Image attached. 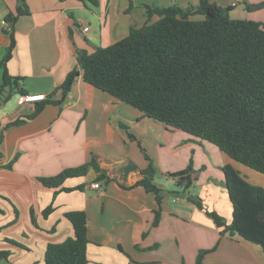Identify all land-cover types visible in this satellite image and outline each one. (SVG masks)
Here are the masks:
<instances>
[{
    "label": "crops",
    "instance_id": "1",
    "mask_svg": "<svg viewBox=\"0 0 264 264\" xmlns=\"http://www.w3.org/2000/svg\"><path fill=\"white\" fill-rule=\"evenodd\" d=\"M26 1L30 13L13 24L16 47L7 65L10 75L23 78L24 93L20 86L2 88L0 68V250L20 264H44L49 243L74 236L66 213L83 210L88 264H197L201 250H209L202 264H264L261 245L223 233L224 227L188 198H201L207 209L233 221L222 167L232 164L241 172L243 166L216 144L144 115L87 83L82 73L62 103H48L31 118L40 102L20 101L28 93H53V100L60 99L58 87L78 65L79 50L111 45L132 26L157 20L156 14L149 18V7L188 8L201 0ZM209 1L231 7L232 17L264 23V8H247L264 0ZM16 12L17 0H0V61L11 42L6 17ZM82 26L89 27L87 34ZM17 119L23 122L13 124ZM93 158L109 178L99 181V189L90 186L100 174L94 168L63 183L82 189L64 191L39 179ZM150 161L163 174L193 166L194 184L187 191L168 177L157 178L164 198L156 227L155 194L143 186L128 188L142 178ZM254 175L264 187V177ZM50 206L53 211L45 216Z\"/></svg>",
    "mask_w": 264,
    "mask_h": 264
},
{
    "label": "trees",
    "instance_id": "2",
    "mask_svg": "<svg viewBox=\"0 0 264 264\" xmlns=\"http://www.w3.org/2000/svg\"><path fill=\"white\" fill-rule=\"evenodd\" d=\"M257 11L264 2L249 4ZM231 7L209 0L196 6L177 5L148 8V16L158 15L141 27L132 26L128 35L108 46L92 51L79 50L78 65L58 87L62 97L53 100V93L39 101L31 118L48 103H62L76 79H83L139 109L144 115L167 126L182 129L216 144L234 160L264 174V23L247 18H235ZM30 13L26 0H17L16 14L6 20L11 42L0 68L4 70L2 88L19 89L23 78L8 71V62L16 47L14 25L18 17ZM21 93H24L20 86ZM56 93V92H55ZM17 119L13 124H20ZM148 159H150L147 156ZM94 168L98 181H108L98 161L68 167L54 176L40 177L52 188L64 191L83 186L63 187L72 177L88 174ZM229 197L233 204V221L205 207L201 198L188 196L213 218L223 233L238 234L264 249V187L248 182L232 164L222 167ZM193 166L163 174L150 161L142 178L134 185L143 186L155 194L159 207L155 210L153 227L161 219L164 189L157 178L172 179L176 186L189 190L194 184ZM50 206L44 210L48 216ZM74 228V236L63 242L49 243L44 264H88V218L83 210L66 213ZM209 250H201L197 264H202ZM9 251L0 250V261Z\"/></svg>",
    "mask_w": 264,
    "mask_h": 264
},
{
    "label": "rangeland",
    "instance_id": "3",
    "mask_svg": "<svg viewBox=\"0 0 264 264\" xmlns=\"http://www.w3.org/2000/svg\"><path fill=\"white\" fill-rule=\"evenodd\" d=\"M241 164V163H240ZM243 166V169L241 170V175L250 183L257 185V179L254 174H257L259 176L264 177V174L256 171L246 165L241 164ZM248 170V171H246ZM252 172V173H251ZM0 264H20V262L17 259H11V255H9L7 258H4L0 261Z\"/></svg>",
    "mask_w": 264,
    "mask_h": 264
},
{
    "label": "built area",
    "instance_id": "4",
    "mask_svg": "<svg viewBox=\"0 0 264 264\" xmlns=\"http://www.w3.org/2000/svg\"><path fill=\"white\" fill-rule=\"evenodd\" d=\"M81 30L84 34H87L89 32V27L88 26H82ZM47 95L44 93H36V94H22L20 96V101L21 103L27 102V103H32V102H39L44 99H46ZM91 188L99 189L101 188V184L99 181H93L90 184Z\"/></svg>",
    "mask_w": 264,
    "mask_h": 264
}]
</instances>
